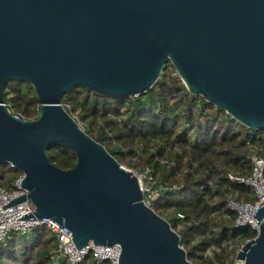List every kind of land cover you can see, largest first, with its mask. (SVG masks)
Segmentation results:
<instances>
[{
    "label": "water",
    "instance_id": "1",
    "mask_svg": "<svg viewBox=\"0 0 264 264\" xmlns=\"http://www.w3.org/2000/svg\"><path fill=\"white\" fill-rule=\"evenodd\" d=\"M168 63L190 94L264 131V0H0V164L19 171L27 191L3 209L30 201L35 212L18 220L66 227L78 250L120 245V264H193L137 176L63 105L77 88L142 96ZM15 81L34 88L37 120L7 107ZM52 146L72 150L76 166L53 165ZM255 220L243 264H264V206Z\"/></svg>",
    "mask_w": 264,
    "mask_h": 264
},
{
    "label": "trees",
    "instance_id": "2",
    "mask_svg": "<svg viewBox=\"0 0 264 264\" xmlns=\"http://www.w3.org/2000/svg\"><path fill=\"white\" fill-rule=\"evenodd\" d=\"M172 71L168 63L155 86L139 97L106 98L77 88L64 96L63 105L121 166L140 174L151 169L153 180L164 188L151 208L179 234L190 262L234 264L229 243L245 245L257 232L236 227L237 214L229 201L255 202L254 191L239 180L252 175L253 153L264 158V131L250 130L190 94ZM5 102L24 120L39 118L41 105L29 84L8 83ZM48 155L63 170L77 164L76 154L65 147L52 146ZM20 175L0 164V188L12 191ZM212 248L219 253L206 260ZM55 249L53 234L37 227L24 236H9L0 245V264H54ZM81 264L98 263L89 255Z\"/></svg>",
    "mask_w": 264,
    "mask_h": 264
},
{
    "label": "built area",
    "instance_id": "3",
    "mask_svg": "<svg viewBox=\"0 0 264 264\" xmlns=\"http://www.w3.org/2000/svg\"><path fill=\"white\" fill-rule=\"evenodd\" d=\"M251 161L253 164L252 175L247 179H241L239 181L254 191L255 202L241 203L234 199H230L229 208L237 214L236 227H250L258 233L260 224L255 220V212L259 207L262 208L264 206V158L253 153ZM140 176L141 177L137 176L140 180L142 177L148 178V176H150V184L154 191L144 188L141 184L140 187L144 194L148 193L150 201L146 202L145 200V203L151 207V204L159 198L164 188L158 186V184L153 181L151 169H147L146 173ZM230 178L234 180L233 175H230ZM22 182L23 175L21 174L13 180L12 191L6 188H0V245L12 234L24 236L31 233V231L37 227H45L53 234L56 241V249L52 255V262L54 264H81L89 255H92L98 264H120L122 253L120 245L108 247L90 244L88 247L78 250L73 242L72 233L68 228H61V226L50 219H43L41 221L18 220L22 219L25 215L35 212V207L30 201L3 209V207L10 204L13 200L27 194V191L22 188ZM243 246L244 245L240 246L233 242L229 243V251L236 254L234 264H243V262L237 259V255L242 250ZM216 253H219V249L212 248L205 253L204 258L212 261Z\"/></svg>",
    "mask_w": 264,
    "mask_h": 264
},
{
    "label": "rangeland",
    "instance_id": "4",
    "mask_svg": "<svg viewBox=\"0 0 264 264\" xmlns=\"http://www.w3.org/2000/svg\"><path fill=\"white\" fill-rule=\"evenodd\" d=\"M174 69H175V68H174ZM172 75L175 76V77H176V76L178 77V74H177L176 70H175V71H172ZM35 111L38 112V108L35 109ZM4 167H5V169L8 171V173L16 172V169L12 168L10 164H4ZM126 169H128V168H126ZM128 170H131V169H128ZM131 171H132L134 174H136L138 177H141L140 175H142V174H140V173H138V172H135V171H133V170H131ZM149 177H150V176H148V178H146V177H142L141 180L139 179V180H140V184H141L144 188H148V190H150V191H154L153 187H152L151 184H150V179H149ZM153 181H154V180H153ZM151 182H152V181H151ZM144 196H145V200H146V202H147V201H150V198H149L148 193L144 194Z\"/></svg>",
    "mask_w": 264,
    "mask_h": 264
}]
</instances>
